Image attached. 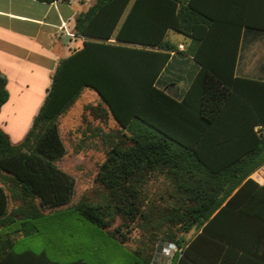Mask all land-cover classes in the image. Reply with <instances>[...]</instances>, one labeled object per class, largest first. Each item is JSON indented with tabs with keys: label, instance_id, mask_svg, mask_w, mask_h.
Returning a JSON list of instances; mask_svg holds the SVG:
<instances>
[{
	"label": "trees",
	"instance_id": "trees-1",
	"mask_svg": "<svg viewBox=\"0 0 264 264\" xmlns=\"http://www.w3.org/2000/svg\"><path fill=\"white\" fill-rule=\"evenodd\" d=\"M92 1L75 20L74 35L85 38L84 46L60 62L24 141L13 144L0 127V174L44 207L67 204L73 182L57 167L67 153L58 120L90 88L131 135L118 133L109 142L97 176L104 201L74 210L103 230L118 218L139 220L145 249L134 255L147 264L171 244L183 250L171 264H264L263 217L253 231L262 233L257 241L218 228L251 217L236 212L243 195H264L250 179L264 165V135L255 130L264 125V81L235 75L241 33L251 26L246 0ZM170 31L191 40L184 54L199 66L178 102L157 87L172 54L180 53ZM7 84L0 70V111L9 100ZM159 178L170 186L160 200L144 190ZM13 222L10 195L0 185V230ZM15 243L0 237V264H65L46 251L19 252Z\"/></svg>",
	"mask_w": 264,
	"mask_h": 264
},
{
	"label": "crops",
	"instance_id": "crops-1",
	"mask_svg": "<svg viewBox=\"0 0 264 264\" xmlns=\"http://www.w3.org/2000/svg\"><path fill=\"white\" fill-rule=\"evenodd\" d=\"M247 1L251 26L244 27L241 33L235 75L264 81V0ZM92 5V0H56L53 3L0 0V70L7 77L9 93V100L0 111V127L13 144L21 143L31 129L60 62L83 48L85 38L74 35L75 20ZM63 23L65 29L59 30ZM190 43L189 38L185 43H175L180 53L172 54L157 81V87L177 102L199 70L193 58L184 54ZM7 110L10 113L5 116ZM250 179L258 187H264L261 168ZM252 188L250 190H254ZM250 192L237 201L236 212L245 210L251 217L241 215L232 226L223 229L218 225V228L233 232L241 239L251 237L257 241L262 233L253 231L257 229L256 222H260L258 217L264 219V195L251 198L256 191Z\"/></svg>",
	"mask_w": 264,
	"mask_h": 264
},
{
	"label": "rangeland",
	"instance_id": "rangeland-1",
	"mask_svg": "<svg viewBox=\"0 0 264 264\" xmlns=\"http://www.w3.org/2000/svg\"><path fill=\"white\" fill-rule=\"evenodd\" d=\"M168 39L175 43L187 41L186 37L172 31L168 33ZM104 112L105 117L102 116ZM9 113L7 110L5 116ZM58 124L67 153L57 167L72 179L73 194L63 206L44 207L39 198L22 189L10 175L0 174V185L10 195V217L14 221L0 230L1 239H14L19 252L27 249L46 251L52 260L65 264L78 261L83 264H147L146 257L138 259L134 255L145 249L139 220L128 224L129 221L118 218L112 228L103 230L74 210L82 202L98 204L104 201L107 192L97 182V176L106 159L109 142L118 133L131 134L124 131L109 113L101 96L90 88L83 89L80 98L59 118ZM169 188L168 182L159 178L149 182L144 190L149 197L160 200L166 197ZM23 223L33 225L25 229L21 226ZM34 227L37 232L33 231ZM23 233L35 234L27 237ZM163 249L157 251L151 264H169Z\"/></svg>",
	"mask_w": 264,
	"mask_h": 264
},
{
	"label": "built area",
	"instance_id": "built-area-1",
	"mask_svg": "<svg viewBox=\"0 0 264 264\" xmlns=\"http://www.w3.org/2000/svg\"><path fill=\"white\" fill-rule=\"evenodd\" d=\"M65 23H63L60 27H59V30H63L65 29ZM73 36V34H70ZM180 49L183 50V46H180ZM256 132H258L259 134H262L264 135V125H258L256 128H255ZM261 171H264V165L261 167ZM163 252H164V258L165 259H169L170 262L169 264H171L172 262V259L174 258V256L176 254H179L180 256H182L183 254V250L182 249H179L177 246L171 244L169 245L168 247H165L163 249Z\"/></svg>",
	"mask_w": 264,
	"mask_h": 264
},
{
	"label": "water",
	"instance_id": "water-1",
	"mask_svg": "<svg viewBox=\"0 0 264 264\" xmlns=\"http://www.w3.org/2000/svg\"><path fill=\"white\" fill-rule=\"evenodd\" d=\"M66 38H67V39H69V38H70V36H67Z\"/></svg>",
	"mask_w": 264,
	"mask_h": 264
}]
</instances>
